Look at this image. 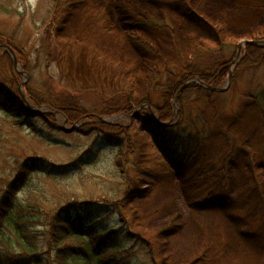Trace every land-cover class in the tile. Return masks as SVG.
Returning <instances> with one entry per match:
<instances>
[{
	"label": "rangeland",
	"instance_id": "obj_1",
	"mask_svg": "<svg viewBox=\"0 0 264 264\" xmlns=\"http://www.w3.org/2000/svg\"><path fill=\"white\" fill-rule=\"evenodd\" d=\"M58 2L65 1L0 0V33L24 52L41 46L47 54L34 64L33 52L25 69L18 61L14 66L11 52L4 49L11 63L0 57V86H12L15 80L23 96L27 85L36 88L34 95L46 85L53 93L62 89L81 96V104L91 107L100 95L106 101L117 91L133 92L137 99L145 67L168 70L175 79L191 66L193 53L199 55L196 67L207 68L206 56L196 53L199 48L215 51L227 44L226 53H234L220 82V88L228 87L210 100L190 105L186 142L180 144L181 169L158 152L134 117L147 107L141 103L130 114L102 117L104 123L130 128L133 157L127 172L114 175L109 167L112 153L100 147L95 151L98 165L63 175L65 182L76 184V194L118 196L114 200L118 206L111 207L101 222L109 228L124 222L122 248L114 256L127 264H264V122L257 102L243 96L250 93L264 106V63L240 72L231 82L249 43L239 54L238 45L261 41L256 46L264 48V0H81L64 6ZM189 84L201 87L195 78L186 79L182 87ZM26 100L31 112L51 114L53 123L67 132L52 130L37 119L26 121L34 124L26 127L0 111V190L16 160L67 162L77 146L92 140V135L73 133L64 115ZM32 127L65 142L51 145L48 136ZM79 179L86 182L78 184ZM29 185L34 191L19 192L15 206L31 193L34 205L51 201L55 186L45 175L37 173ZM56 190L73 193L69 186L58 185ZM36 191L45 202L39 201ZM32 218L38 220V214L32 213ZM0 233V246L2 238H13L6 227Z\"/></svg>",
	"mask_w": 264,
	"mask_h": 264
},
{
	"label": "trees",
	"instance_id": "obj_2",
	"mask_svg": "<svg viewBox=\"0 0 264 264\" xmlns=\"http://www.w3.org/2000/svg\"><path fill=\"white\" fill-rule=\"evenodd\" d=\"M63 1L65 2L62 4L58 2V5L64 6L81 0ZM136 24L144 23L136 22ZM200 24L204 23L201 21ZM127 25L128 29L132 27L130 24ZM0 45L11 48L16 54L17 61L25 69H27V63L33 59L31 57L33 52L36 62L34 64H39L43 57L47 58V54L41 52V46L35 51L24 52V49L18 46L13 39L1 33ZM225 46L228 45L222 44L215 51H213L215 48L197 49L196 53L205 55L208 59L207 68L206 65L201 68L196 67L198 63L195 64V59L199 55L193 53L189 60L192 62L191 66L175 79L171 78L168 70L161 72L155 65L149 66L150 68L145 67L142 94L137 99H134V95L131 94L133 92L117 91L116 94H111L110 99L106 101L100 95L94 105L87 107L81 104V96H74L65 90L61 89L60 92L53 93L50 86L45 85L46 87H42L39 91V95H34L35 90L33 89L36 88L27 85L24 89L27 96L25 97L32 105L46 107L54 110L58 115H64L70 126L78 123L79 126L72 132L83 136L92 135V140L88 144L77 146L71 154L72 158L67 162L45 163L39 161L37 157H27L22 161L16 160L10 165V179L2 182L4 184L0 190V231L6 227L13 238L1 239L4 246H0V264H127L125 260H118L114 256V253L122 248L119 239L122 238L123 233H126L123 232L121 226L124 222L115 228L101 225L102 216L110 215L111 207L118 206L119 203L114 201L118 196H110L109 199L100 198L96 197L98 195L95 191L76 194V184L65 182L63 175L84 167L98 165L99 161L95 151L99 152L100 147L110 149L112 162L109 167L114 175L127 172L133 157L134 138L131 136L130 128L123 126L122 123L100 122L98 117H107L119 112L130 114L134 106L141 103H147L150 109L143 108L134 117L141 122L147 137L155 144L158 152L181 169L184 163V148L180 144L184 145L186 142L184 132L188 123L187 118L190 115V105L219 95L218 92L195 84H189L183 89L181 87L186 79L193 77H197L210 87H220V82L227 75L228 66L234 58V53H226ZM245 46L242 51L243 57L231 73V82L240 72L258 68L264 63V48L253 44ZM0 55L4 60H8L4 48L0 47ZM8 62L11 63L9 60ZM10 73L13 76L11 71ZM175 96L177 98L174 104ZM243 96L257 102L263 124L264 106L259 98L250 93H244ZM175 107L179 110L177 121L172 125H164L176 118ZM29 109L15 80L12 86H0V111L5 116L14 118L26 127L34 125L33 122L27 125L26 121L37 119L52 130L66 133L53 123L54 117L51 114H35ZM153 113L156 118L153 117ZM32 128L31 130L41 134L40 136L44 135L49 138L51 136L48 132L45 134L42 130ZM48 142L54 146H62L65 140L61 141L53 137ZM248 171L254 176L250 168ZM37 173L45 175L54 184L55 190H51L49 196L52 197L51 201L47 205H34L33 193H31L22 205L15 206L19 192L25 189L34 191L29 184ZM83 182L86 180H78V184ZM58 185L71 187L73 193L58 192L56 190ZM119 190L121 192L122 188L119 187ZM35 194L39 195V192L36 191ZM38 199L40 202H45L40 195ZM32 213L38 214V220L32 218Z\"/></svg>",
	"mask_w": 264,
	"mask_h": 264
},
{
	"label": "water",
	"instance_id": "obj_3",
	"mask_svg": "<svg viewBox=\"0 0 264 264\" xmlns=\"http://www.w3.org/2000/svg\"><path fill=\"white\" fill-rule=\"evenodd\" d=\"M246 43H252V44H258L259 43V41L258 42H253V41H244L243 43H241V44H239L238 45V51H237V54H239V52H240V50H241V47H242V45L243 44H246ZM9 50V49H8ZM10 52H11V54H12V57H13V61H14V64H16V61H15V57H14V55H13V53H12V51L11 50H9ZM209 89H211V90H213V91H223L224 90V88H211V87H208Z\"/></svg>",
	"mask_w": 264,
	"mask_h": 264
}]
</instances>
